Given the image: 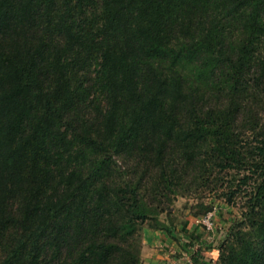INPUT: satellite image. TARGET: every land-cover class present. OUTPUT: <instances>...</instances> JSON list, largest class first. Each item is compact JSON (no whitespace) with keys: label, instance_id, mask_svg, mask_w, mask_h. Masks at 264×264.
Listing matches in <instances>:
<instances>
[{"label":"trees","instance_id":"1","mask_svg":"<svg viewBox=\"0 0 264 264\" xmlns=\"http://www.w3.org/2000/svg\"><path fill=\"white\" fill-rule=\"evenodd\" d=\"M217 178L215 264H264V0H0V264H143Z\"/></svg>","mask_w":264,"mask_h":264},{"label":"rangeland","instance_id":"2","mask_svg":"<svg viewBox=\"0 0 264 264\" xmlns=\"http://www.w3.org/2000/svg\"><path fill=\"white\" fill-rule=\"evenodd\" d=\"M188 175H185V177ZM218 177L223 176L224 179L230 182V173L227 175L225 173L217 174ZM213 175H210L208 180H211ZM190 179V176H188ZM217 185L214 187H195V185L186 188V192L183 195H178L176 199L173 201L172 209L170 213H162L158 216L164 220V226H173L175 220L179 222H183L184 220H188L185 217L189 216L193 224L196 223V219L205 214L208 211H214V222L213 228L211 230H207L205 227L201 226L203 230L202 235L206 238H203L202 241L193 237L194 241L192 242H204L203 246L200 247V244L195 245V248H202V254L205 256L207 260H211L210 264H215V261L218 259L219 251L218 248L222 244V242H226V239L229 237V229L231 225L235 224L237 220L241 219L240 210L238 206L229 204L225 201V198L222 196V193L227 190L226 180L221 185V178H217ZM177 214V215H176ZM197 224V223H196ZM199 225V224H197ZM200 226V225H199ZM144 228L149 229H158V227H152L151 222L146 221L140 227V242L143 241V232ZM189 235H185L187 238ZM213 249H217V252ZM141 254V251H140ZM143 259V257L141 256ZM214 258V259H211ZM143 263V261H142ZM144 264V263H143Z\"/></svg>","mask_w":264,"mask_h":264},{"label":"crops","instance_id":"3","mask_svg":"<svg viewBox=\"0 0 264 264\" xmlns=\"http://www.w3.org/2000/svg\"><path fill=\"white\" fill-rule=\"evenodd\" d=\"M185 218L188 220L183 222L175 220L173 226L165 225L158 229L144 228L141 242V256L144 264H193L191 253L197 249L195 245L200 244L202 247L205 243L192 242V245L187 247L180 241L185 239V235H191L200 241L206 237L202 235L201 226L193 224L191 220L193 218L189 216ZM214 251L217 252V249H213V253Z\"/></svg>","mask_w":264,"mask_h":264},{"label":"built area","instance_id":"4","mask_svg":"<svg viewBox=\"0 0 264 264\" xmlns=\"http://www.w3.org/2000/svg\"><path fill=\"white\" fill-rule=\"evenodd\" d=\"M214 215V211H208L199 218H197L195 221L197 224L205 227L207 230H211L213 228Z\"/></svg>","mask_w":264,"mask_h":264}]
</instances>
